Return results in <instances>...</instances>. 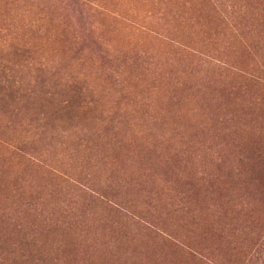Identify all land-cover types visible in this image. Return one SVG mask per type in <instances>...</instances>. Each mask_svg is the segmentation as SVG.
Here are the masks:
<instances>
[{
  "label": "rangeland",
  "instance_id": "374dc122",
  "mask_svg": "<svg viewBox=\"0 0 264 264\" xmlns=\"http://www.w3.org/2000/svg\"><path fill=\"white\" fill-rule=\"evenodd\" d=\"M263 238L264 0H0L6 263L248 264Z\"/></svg>",
  "mask_w": 264,
  "mask_h": 264
},
{
  "label": "trees",
  "instance_id": "16d2710c",
  "mask_svg": "<svg viewBox=\"0 0 264 264\" xmlns=\"http://www.w3.org/2000/svg\"><path fill=\"white\" fill-rule=\"evenodd\" d=\"M75 187H76V189L78 191L81 190L85 194L86 193L89 194L90 195L89 198H91V200H96L97 199V200H99V201H101L103 203H106L105 206L109 210H111L113 212L114 211H116V212H119L120 211L122 213V210L119 207H117V205H114L115 202L113 203L112 201H106V200L104 201L102 198L98 197L96 195V193H94V194L93 193H88L85 190V188L82 187V186L80 188V185L79 184H77ZM103 196L104 195H102V197ZM104 198H105V196H104ZM2 218L5 220V222H8L9 221V222H11L14 225V228H12L13 230L15 229V227L17 229H19L18 224L16 225V222L12 220V219H15V211H4L3 214H2ZM137 223H140V221H137ZM141 224H144V223H142V221H141ZM143 227H145L146 229H148V231L150 230V231H153L155 233H156V230L152 229V227L155 228V229L159 228L158 226H155L153 224L152 225H146V224H144ZM230 230H231V232H234L235 231V227H231ZM258 243H259L258 244V246H259L258 250L254 251L253 254H252L253 255V257L251 259L252 263L248 260V264H254L253 263V260L255 262H257L256 264H264V249H263L264 248V238L261 239V240L259 239V242ZM180 245H182V244H180ZM183 245L187 246V247H184L183 246L182 248L184 249V255H186L189 263H192V264H226V262H224L225 260L223 258L220 260L217 257H211V256H209L208 253L207 254L206 253L204 254L202 248L194 249V247L192 245H189L187 243H183ZM204 251H205V249H204ZM234 262L235 261H233L231 259H228L227 260V264H234ZM237 263L238 262H236V264ZM0 264H8V263L5 262L4 256H0Z\"/></svg>",
  "mask_w": 264,
  "mask_h": 264
}]
</instances>
